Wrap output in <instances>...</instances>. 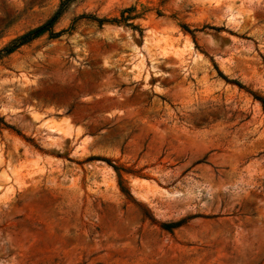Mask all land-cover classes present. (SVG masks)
<instances>
[{
  "label": "rangeland",
  "instance_id": "rangeland-1",
  "mask_svg": "<svg viewBox=\"0 0 264 264\" xmlns=\"http://www.w3.org/2000/svg\"><path fill=\"white\" fill-rule=\"evenodd\" d=\"M61 1L0 0V50ZM53 31L0 56V264H264V0Z\"/></svg>",
  "mask_w": 264,
  "mask_h": 264
},
{
  "label": "trees",
  "instance_id": "trees-1",
  "mask_svg": "<svg viewBox=\"0 0 264 264\" xmlns=\"http://www.w3.org/2000/svg\"><path fill=\"white\" fill-rule=\"evenodd\" d=\"M73 1L74 0H62L60 2V4H59L57 10L52 14V16L48 20H46L44 23H42L38 27L23 33L18 38H16L13 41H11L8 46H6V47H4L3 49L0 50V56L7 55V54H10V53L14 52L16 49H18L21 46H24V45L30 43L32 40H34L35 38H37L38 36H40V35H42L44 33H47L50 38L58 37L61 32H54L53 31V26L56 24V22L62 16L64 11L68 7V5L71 2H73ZM85 17H88V18L92 19L93 21H96L99 24L106 23V22L110 21V20H107L105 18L99 19V18H93V17H90V16H85ZM129 19H131L130 16H124L123 13H122L121 14V19L112 20V22L125 23ZM237 85H238V87L240 89H244L243 86H241L240 84H237ZM247 92L251 95L253 100L258 101L260 103V105L262 106V108H264V98L263 97L258 96L257 94H255L254 92H251V91H247ZM3 125H5L6 127H9L6 124H3Z\"/></svg>",
  "mask_w": 264,
  "mask_h": 264
}]
</instances>
